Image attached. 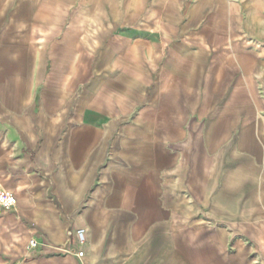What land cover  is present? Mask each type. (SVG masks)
Listing matches in <instances>:
<instances>
[{"label":"crops","instance_id":"obj_1","mask_svg":"<svg viewBox=\"0 0 264 264\" xmlns=\"http://www.w3.org/2000/svg\"><path fill=\"white\" fill-rule=\"evenodd\" d=\"M0 188V264H264V0H0Z\"/></svg>","mask_w":264,"mask_h":264},{"label":"built area","instance_id":"obj_2","mask_svg":"<svg viewBox=\"0 0 264 264\" xmlns=\"http://www.w3.org/2000/svg\"><path fill=\"white\" fill-rule=\"evenodd\" d=\"M16 206V198L15 195L7 190H4L0 188V214H3L4 212L10 211L14 209ZM77 237L80 242L84 241V234L82 230L77 231ZM29 245L32 248H35L39 245L36 239L33 237L29 240ZM78 256H82V253H78Z\"/></svg>","mask_w":264,"mask_h":264},{"label":"rangeland","instance_id":"obj_3","mask_svg":"<svg viewBox=\"0 0 264 264\" xmlns=\"http://www.w3.org/2000/svg\"><path fill=\"white\" fill-rule=\"evenodd\" d=\"M159 70V68L157 69V71ZM202 70V69H201Z\"/></svg>","mask_w":264,"mask_h":264}]
</instances>
